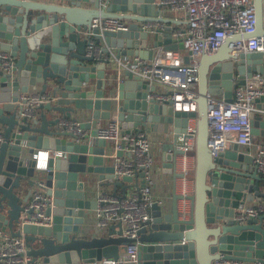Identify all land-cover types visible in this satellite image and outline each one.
<instances>
[{"label":"water","instance_id":"obj_1","mask_svg":"<svg viewBox=\"0 0 264 264\" xmlns=\"http://www.w3.org/2000/svg\"><path fill=\"white\" fill-rule=\"evenodd\" d=\"M251 1L255 30L230 35L215 51L202 54L196 110L175 113L171 100L158 102L148 97L156 93L155 85L124 64L133 55L151 58L153 48L147 47L150 33L153 47L172 41L171 19L161 14V5L155 0H0V49L14 59L9 72L0 62V228L22 236L32 260L38 264H106L109 259L119 264L264 261V211L243 220L234 217L246 202L262 203L263 174L254 167L253 154L239 150L236 142L215 155L207 146V93H227L233 80L243 82L253 72L264 71V57H258L259 52H232L231 48L237 39L264 35V0ZM104 16L127 19L128 29L99 33L90 27L92 18ZM143 21L164 25L148 32L140 29ZM133 39L141 41L136 50L131 47ZM21 95H45L49 100L22 113L18 101L23 103L25 98ZM263 101L264 95L256 98V106L261 107ZM86 110L91 120L81 122V127L92 124V136L97 123L113 114L126 131L147 127L163 134L162 166L172 178V201L169 208L154 201L151 219L134 239L122 235L119 221L97 230L99 233L85 234L88 212L96 207V199L89 197V175L97 173L98 180L107 179V184L121 187L122 195L128 185L124 181L143 175L139 171L118 177L113 162L107 159L106 139L99 137L90 144L87 135L77 140L60 124ZM189 116L196 119L195 144L185 152L194 159L188 174L194 188L187 196L191 209L183 216L177 205L181 194L176 191L181 176L177 156L183 151L176 145ZM250 131L264 136V115L251 118ZM38 149L52 154L42 174L34 170L33 154ZM36 178L43 181L45 193L51 197L44 209L50 218L46 224L21 221L25 212H31L24 211V205ZM135 239L139 244L130 258L127 245Z\"/></svg>","mask_w":264,"mask_h":264},{"label":"built area","instance_id":"obj_2","mask_svg":"<svg viewBox=\"0 0 264 264\" xmlns=\"http://www.w3.org/2000/svg\"><path fill=\"white\" fill-rule=\"evenodd\" d=\"M161 7L173 11H182L187 21V28L172 30L181 46L156 47L150 59L134 55L131 60L127 58L124 64H130L131 70L143 79H148L151 85H163L166 92L149 94L158 102L171 100L175 113L181 111H195L196 97L198 94V68L203 53L215 51L222 41L234 34H248L255 30L254 6L251 0H155ZM129 21L115 16L92 18L90 27L96 28L99 33L104 31H118L128 29ZM162 22L143 21L139 23L140 29L152 32L156 26L163 27ZM232 52L251 51L264 53V35H252L247 38L237 39L231 44ZM99 56L98 49L95 52ZM185 56L187 61L184 60ZM107 56H104L106 58ZM0 62L4 71L9 72L14 59L8 51L0 49ZM263 72H253L243 82L233 80V86L227 93L215 95L207 93V146L212 155L226 149L231 143L249 145L253 135L250 131L253 113L264 115V108L257 107L255 99L264 95ZM25 102L22 104V113H29L38 103L46 102L49 98L45 95H21ZM68 131H71L77 140L86 138L90 144L96 138H104L113 142V168L114 174L134 176L142 171L143 184L136 185L129 194L121 195L112 192H100L96 197L95 228L106 229L111 223L120 222L122 235L132 239L138 236V229L151 219V205L154 199L151 194V170L154 163L151 154L150 142L143 130L122 128L121 121L116 115L105 124L96 126V135H90L81 121L77 119H63L60 122ZM196 138V119L187 117L185 132L179 137L176 148L183 151L177 156V169L181 172L177 183V192L181 194L178 209L183 216L190 210L189 198L193 170V157L185 152L192 149ZM2 134L0 133V141ZM121 150L131 155L117 156L115 152ZM51 152L38 149L33 154L34 170L40 171L47 168ZM253 165L258 172L264 174V145L256 144L253 154ZM51 197L45 193L44 183L36 178L34 188L30 191L28 200L24 205L25 212L22 222L46 224L50 221L44 215ZM264 211V204L243 206L235 213L238 220L245 219L248 215H256ZM138 240L127 245L126 255L135 256ZM217 264H264V261L245 259H223ZM0 264H38L26 254V245L22 236H12L8 231L0 228ZM106 264H119L118 261L109 259Z\"/></svg>","mask_w":264,"mask_h":264},{"label":"crops","instance_id":"obj_3","mask_svg":"<svg viewBox=\"0 0 264 264\" xmlns=\"http://www.w3.org/2000/svg\"><path fill=\"white\" fill-rule=\"evenodd\" d=\"M161 14L170 18V26L172 27V30L174 28H180L181 30H184L187 28V21L185 19V16L183 14L182 11H173L170 10L166 7H161L160 8ZM163 38L165 37L164 35L162 36ZM171 39L172 41L170 43H162V45L164 46H173L175 44H179L177 38L175 36H173V34H171ZM140 39H133L132 43H131V47L132 49H137L140 45ZM153 42V38H152V33H150V36L147 38V47L148 48H153V53L151 55V57L153 56L156 47H153L152 45ZM134 56V55H133ZM133 56H129V60L132 59ZM121 59L124 57V55L120 56ZM258 57H264V53H259ZM146 59H150V58H146ZM116 62V61H114ZM113 62V63H114ZM108 68V67H107ZM262 75L264 76V71L262 73ZM221 86V84H220ZM156 90L158 92H162L165 93L166 92V88L163 85H157L156 86ZM104 95H107L106 90L103 93ZM221 95V94H219ZM261 107L264 108V101L261 102ZM46 114L49 116L50 113L46 111ZM90 111L86 110L80 113V115H78L76 117L77 120L81 121V122H87L91 120V115H90ZM261 113L259 112H255L253 113V116L255 115H260ZM263 115V114H261ZM108 121V119H101L99 121L100 124H105ZM98 123V124H99ZM94 126L90 123L87 124V126H84V129L90 134L91 131L93 130ZM135 130V129H133ZM146 135L147 138L150 142V149H151V154L153 156L154 159V163L152 166V170H151V178H152V186H151V194L152 197L154 199V201L156 202H161L162 204L166 205L167 208H169L171 201H172V195H173V191H172V178L170 174L164 173L163 172V166H162V157H161V143L163 141V134L161 132H158L156 130H149L147 129V127H144L142 129ZM257 143H261L264 145V136L262 135H253V139L251 144L249 145H239V150L243 151V152H247V153H255V149H256V144ZM232 144V143H231ZM108 148V161L109 162H113L114 158L112 156L114 148H113V142H111L110 140H107V146ZM124 157H128L131 158V155L124 151L122 154ZM108 163V162H106ZM193 167H194V160H193ZM43 170H40L37 172V174H42ZM193 171V170H192ZM83 178V176L80 174V178ZM90 179H91V183H92V188H91V193L89 195L90 198L96 199L97 195L100 192H113L116 191L117 194H123V190L121 187H114L111 184H107L106 180H98L97 178V173H92L89 175ZM264 177V174H263ZM141 176H134V178L131 181H124V184H128L127 186H125V194H129L132 189L136 186V184H140L141 183ZM177 183H178V179L176 180V187H177ZM262 184V188H264V180L261 181ZM34 188V186L29 188V191H31ZM193 188H194V184H193V180H191V184H190V194L193 192ZM177 191V189H176ZM259 202L253 200L251 202H246L245 205L249 206V205H257ZM262 203L264 204V198L262 200ZM179 204V200L177 201V205ZM189 208L191 209L190 206V200H189ZM84 231L86 236H91L94 233H99L97 232V229L95 228V211L94 209L90 210L88 212V222L86 225H84ZM101 231V230H99Z\"/></svg>","mask_w":264,"mask_h":264}]
</instances>
